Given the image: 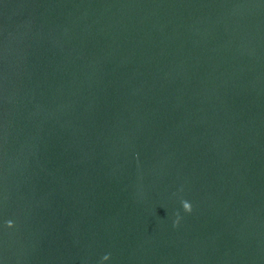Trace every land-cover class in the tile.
<instances>
[{"label": "water", "instance_id": "water-1", "mask_svg": "<svg viewBox=\"0 0 264 264\" xmlns=\"http://www.w3.org/2000/svg\"><path fill=\"white\" fill-rule=\"evenodd\" d=\"M109 252L264 264V0H0V260Z\"/></svg>", "mask_w": 264, "mask_h": 264}, {"label": "clouds", "instance_id": "clouds-1", "mask_svg": "<svg viewBox=\"0 0 264 264\" xmlns=\"http://www.w3.org/2000/svg\"><path fill=\"white\" fill-rule=\"evenodd\" d=\"M183 191H184V189H183V187H181L178 190V192L175 193L174 195H179ZM180 204L182 206V209H183L184 213L191 214L193 212L194 206H193L191 201L182 198L180 200ZM182 220H183V216L181 215L180 211H177L175 213L174 226L175 227H179V225L181 224ZM2 226L6 227L8 229H13V228L16 227V222L13 219H8L7 221L4 222V224ZM111 262H112V254L110 252L104 254L99 260V264H111ZM0 264H3L2 260H0Z\"/></svg>", "mask_w": 264, "mask_h": 264}]
</instances>
